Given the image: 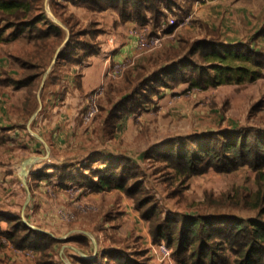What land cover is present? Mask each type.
Listing matches in <instances>:
<instances>
[{"label":"rangeland","instance_id":"obj_1","mask_svg":"<svg viewBox=\"0 0 264 264\" xmlns=\"http://www.w3.org/2000/svg\"><path fill=\"white\" fill-rule=\"evenodd\" d=\"M45 1L40 5L45 11L47 7L52 12L49 0L46 7ZM167 4L170 6L165 7ZM251 9L253 13H248ZM59 11L61 18L68 16ZM160 11L162 16L157 24H151V19L142 23L149 27L142 30L139 37L170 35L162 46L144 49L139 44L141 51L138 53L147 54L146 60L149 61L135 66L133 59H125L111 65L110 74L106 72L103 82L93 90H78L75 97L67 89L70 86L62 87L61 80H65L63 75L67 66H55V63L45 79L40 102L37 95L42 78L29 96L27 91L11 92L10 88L0 86V109L4 112L3 115L0 113V123L7 126V133H0V230L14 233L12 224L21 223L64 241L48 251V259L56 264H74L76 257L92 259L111 247L124 249L127 253L146 248L145 257L149 264H177L163 243L152 242L150 221L139 213L136 201L125 191L91 190L89 180L92 177L82 171L95 157L97 161L92 164V169L103 168L107 166L104 164L106 160L119 157L136 164L126 165L135 176L127 185L142 184L141 198H149L150 202L146 208L153 205L161 218L166 214H219L244 220L259 218L264 222V212L261 211L264 201H259L264 191V166L255 169L244 165L226 173L211 168L184 179L166 163L148 156L154 146L173 137L198 136L235 127L264 132V77L254 84H224L206 89L191 86V80L179 82L174 87L164 88L148 105L134 112L133 132H121L125 119L120 121L112 136L104 130L110 109L130 92L136 78L140 80L145 74L152 76L154 71L172 62H175V68H180L181 62H189L190 65L184 64L188 66L187 72L192 68L191 64H203L198 55H190L195 43L205 39L219 44L236 41L252 44L258 41L255 35L264 27V0H168L167 3L164 0ZM91 38L89 34L87 39ZM263 41L253 47L264 51ZM42 43H33L25 35L12 37L5 32L0 36V62H12L9 55H19L41 63L46 72L54 58L56 45L51 41ZM118 64L120 66H115ZM53 68L52 74L58 78L56 84L51 83L48 76ZM13 69L15 67L9 64L0 67V72L18 75ZM125 75L127 78L119 83ZM64 97L66 101L62 102ZM91 100H96L97 111L91 119L85 120ZM34 114L29 128L46 141L47 148L28 130L27 122ZM250 139V142L254 140ZM33 158L37 160L28 165ZM43 161L48 164L44 165ZM41 163L42 166H34ZM46 165L48 186L33 185L32 174ZM63 165L69 167L73 178L62 182L57 168ZM62 188L67 196L76 199L78 206L74 210L60 205ZM3 215L11 221L7 223ZM75 234L86 236L89 246L65 242ZM0 246L13 247L10 249L15 255L24 254L28 262L34 264H39L43 255L29 247L12 245L2 232ZM224 253L229 257L228 264H235L232 252L225 249ZM136 255L144 261L143 254Z\"/></svg>","mask_w":264,"mask_h":264},{"label":"trees","instance_id":"obj_2","mask_svg":"<svg viewBox=\"0 0 264 264\" xmlns=\"http://www.w3.org/2000/svg\"><path fill=\"white\" fill-rule=\"evenodd\" d=\"M42 1L0 0V36L7 32L12 37L25 35L37 44L51 41L56 45L55 53V49L63 44L67 33L47 15L43 5H40ZM167 1L165 0L166 3ZM65 2L82 6L89 11L114 9L123 21L132 20L142 24L151 19V24H157L158 18L162 16L160 10L164 0H49L54 16L69 28L68 40L60 48L55 66L81 62L89 54L97 52L98 41L95 39V42H91V40L102 31L91 23L79 26L72 14L61 18L58 13H60L59 10L65 12ZM169 6L167 4L165 7ZM171 29L173 28H168V30ZM89 34L92 37L90 40L87 39ZM255 36V39H264V27L260 28ZM189 52L190 55H198L203 64H191L192 68L186 72L188 66L184 64L190 65L189 62H181L180 68L179 66L175 68V62H172L154 71L153 75H150L153 78L147 75L131 84L130 88L133 89H130V92L109 111L104 126L109 136L113 135L123 117L148 105V102L153 100V96L160 94L164 88L174 87L179 82H189V80H191V86L201 89L224 84L240 85L254 81L264 68V51L253 47L248 42L219 44L206 42L203 39V42L192 45ZM15 59L20 66V73L17 78L10 81L15 89L26 88L29 96L33 93L32 89L39 79L41 80L45 67L33 59L24 57ZM54 68L48 75L51 83L57 80L52 74ZM246 129L235 127L210 134L204 132L198 136L173 137L154 146L148 156L166 163L174 170V173L183 176L184 179L200 175L211 168L220 173L231 172L244 165L261 169L264 166V132L261 129ZM251 132L254 133L251 134ZM250 137L254 138L252 142ZM90 161L91 164L86 165L82 172H88L89 177H92L89 180L91 190L125 191L136 201V209L139 213L150 221L152 242L163 243L170 250L169 256L177 264H228L229 257L227 253H224L225 249L232 252L235 264H264L263 220L259 218L244 220L232 215L219 214H183L181 216L166 214L161 218L153 205L146 208L150 202L149 198H141L142 184L136 183L131 187L127 185L128 181H132L135 176L132 170L128 171L126 165L135 166L136 164L119 157L110 160L103 168L92 169V164L97 160ZM47 167L48 165L43 166L32 174L33 185H37L41 179L48 177L45 170ZM132 169L135 168L132 167ZM57 171L62 182L73 178L68 166L58 167ZM259 201H264V191ZM257 206L258 204L255 207ZM261 211L264 212V208ZM3 219L7 223L11 221L5 215ZM13 227L14 233L12 230H0L12 245L29 247L43 253L39 264H56L48 259V251L55 244H61L64 241L55 240L21 223L14 222ZM65 242H75L83 247L89 246V239L81 234H75L67 238ZM136 253L143 254L142 256L145 257L147 250L144 248L138 252L127 253L124 249L111 247L92 259L76 257L74 264H149L147 257L141 261Z\"/></svg>","mask_w":264,"mask_h":264},{"label":"crops","instance_id":"obj_3","mask_svg":"<svg viewBox=\"0 0 264 264\" xmlns=\"http://www.w3.org/2000/svg\"><path fill=\"white\" fill-rule=\"evenodd\" d=\"M65 12L67 13L66 15L72 14L77 19L79 26H85V25L91 23V24L95 25V28H99L102 30L101 33L96 37V40L98 41V44H99L97 52L89 54L81 62L61 65L63 67L67 66V68L64 72V75H63V79H65V80L60 79L62 81V87H64L65 85L70 86L67 89H69L70 93H73L75 97H77L75 93H77L78 90L83 91V89H84V91H90V90H93L94 88H96L97 86H99L103 82L102 79L104 78L105 73L109 70L111 65L121 63V61H123L125 59H133V61L135 62V66H137L140 62L149 61V60H146L149 57L147 54L145 55L142 53H138L139 51H141V48L139 47V35L142 32V30L143 31L146 30L147 27H149V26H147V25L145 26L143 24H142L143 25L142 26L141 24H138L132 20L123 21L119 15V13L116 10L110 9V8L102 10V11H89L82 6L72 5V4L65 2ZM248 13H253V10L252 11L249 10ZM61 23H63V22H61ZM234 24H235V20H234ZM63 25H65V24L63 23ZM67 29L69 32L68 27H67ZM256 40L262 41L264 39L259 38ZM258 41L256 43L253 42L251 45H253V46L256 44L259 45L260 41L259 42ZM223 43L233 44V43H238V41H236V42H223ZM257 49H259V47ZM17 57H19V55L18 56L13 55V54L9 55L10 61H12V62H0V67H2V66L6 67L9 64H11L15 67V69H13L12 71L14 73L15 72L20 73V66L15 59ZM18 75H12L8 71L2 72V73L0 72V86H1V88H3V89L4 88L5 89L10 88L9 90L11 92H14V91L24 92V91H26V88H24V87L20 88V89H15L13 86V83L10 81V79L17 78ZM73 75H77V77H73ZM146 75L147 74H145V76ZM43 77H44V75H43ZM43 77H42V79H43ZM124 77H126V75L123 76V78L121 80H119L118 82L122 83L124 81ZM263 77H264V68H262L261 74L254 81L247 82V84L258 83V82L262 81V80H260V78L263 79ZM137 79L138 78H136L135 80H137ZM57 80H58V78H57ZM76 81H78V82H76ZM56 82L53 84H56ZM37 98H38V95H37ZM40 100H41V95H40ZM40 100H39V102H40ZM62 100H63L62 102H65L66 101L65 97ZM1 107L4 108L5 106L2 105ZM0 113H1V115H3L4 112L2 111V109H0ZM35 115L36 114L32 115L27 122L28 130L33 134V136H35L37 138V140H39L44 145L45 148H47L46 141L36 132H32L29 128V124H31ZM133 115H134V113H131V114L123 117V119H125V120H124L122 130H121L122 133L123 132H126V133L130 132L131 133V130L133 132V130H134V127L132 125ZM0 124H1L0 125V133H2V134L7 133V126H4L2 123H0ZM47 156H49L48 152H47ZM96 159L97 158L95 157V160ZM33 160L36 161L37 159L33 158L32 160H30L28 162V165H32L34 163ZM43 162H44V165L48 164V163H45V161H43ZM108 162H109V160H106L104 162V164L108 163ZM42 165H43V163H41L40 165H34V166L36 167V166H42ZM39 183H40L39 187H42V188L47 187L48 186V177L41 179ZM5 184L6 183H4V185ZM5 187L8 188V184H6ZM26 190L29 192V188H27ZM33 193H35V192H33ZM62 193H60V195H62V200H61L60 205H64L65 208H68L71 210H74L75 208H77L78 204L76 203V199L75 198L71 199L69 196H67L64 192V189H63ZM25 198H27V197L25 196ZM25 202H26V200H25ZM0 247H3V248H0V264H34L33 262H28V258H27V256L25 257L24 254H22L21 256L15 255L13 253V251L11 250V249H13V247H11V246H9V247L0 246Z\"/></svg>","mask_w":264,"mask_h":264},{"label":"built area","instance_id":"obj_4","mask_svg":"<svg viewBox=\"0 0 264 264\" xmlns=\"http://www.w3.org/2000/svg\"><path fill=\"white\" fill-rule=\"evenodd\" d=\"M169 36L170 35L162 34L159 36L152 35V37H150V38L143 36L140 39V37H139V44H140L141 48H144V49H159L162 46V44L164 43V40L167 39ZM115 66H120V64L115 65ZM117 71H119V70H117ZM108 73L110 74V72H108ZM94 91H95V93L98 92V90H94ZM96 111H97L96 100H91L90 103L88 104V115H87V118L85 120L91 119L94 116V114L96 113ZM161 248L165 251L164 247H161Z\"/></svg>","mask_w":264,"mask_h":264},{"label":"water","instance_id":"obj_5","mask_svg":"<svg viewBox=\"0 0 264 264\" xmlns=\"http://www.w3.org/2000/svg\"><path fill=\"white\" fill-rule=\"evenodd\" d=\"M46 6H47V0L45 1V7H46ZM46 11H47L48 16H49V17H50V18H51V19H52L57 25L61 26V27L66 31L67 36H66V39L64 40L63 44H62V45L56 50L55 55H54V58H53V60H52V63L50 64L48 70H47L46 73L44 74V77H43V79H42V81H41V85H40V88H39L38 100H40V93H41L42 88H43V86H44L45 78L47 77L48 71H49V69H51V67H52L53 64L55 63V60H56V58H57V54L59 53L60 48H61V47L66 43V41L68 40V35H69V32H68L67 27H66L65 25H63V23H61L58 19H56V17L53 15V13H52L50 10L47 9V7H46Z\"/></svg>","mask_w":264,"mask_h":264}]
</instances>
